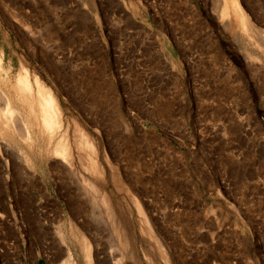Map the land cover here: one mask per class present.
<instances>
[{
    "label": "rangeland",
    "instance_id": "rangeland-1",
    "mask_svg": "<svg viewBox=\"0 0 264 264\" xmlns=\"http://www.w3.org/2000/svg\"><path fill=\"white\" fill-rule=\"evenodd\" d=\"M218 1L0 0L1 88L25 67L37 72L63 127L72 137L76 122L87 129L98 152L97 169L73 163L91 201L56 169L48 133L33 125L26 144L3 117L0 264H61L57 231L77 240L71 223L91 242L92 264H264V46ZM238 1L264 31V0Z\"/></svg>",
    "mask_w": 264,
    "mask_h": 264
},
{
    "label": "bare ground",
    "instance_id": "bare-ground-1",
    "mask_svg": "<svg viewBox=\"0 0 264 264\" xmlns=\"http://www.w3.org/2000/svg\"><path fill=\"white\" fill-rule=\"evenodd\" d=\"M221 2L224 6L222 7L223 9V16L224 14H230L231 12L233 14H235L238 17V23H240L242 26L244 27H248L249 30L251 31V35L254 37L255 35H258V38L255 40L256 44L258 46H264V31H258L259 29H257V27L255 26L254 22L252 21V19L248 16V14L246 13V11L243 9V7L240 5L238 0H220V3L218 1V6L221 5ZM218 10V9H217ZM229 16V15H228ZM233 16V15H232ZM231 17V16H230ZM225 18V17H224ZM228 18V17H227ZM233 18V17H232ZM235 19V18H234ZM227 20V19H226ZM235 21V20H234ZM237 22V21H236ZM236 24V23H235ZM235 27V26H233ZM229 28V26H228ZM249 33V34H250ZM250 35V36H251ZM248 56V55H247ZM248 59L251 60H255L256 56L252 55L249 56ZM1 59H0V63H1ZM1 85V84H0ZM3 87V85H2ZM52 87H50L49 85H47L45 83V81L42 79V77L35 72L34 73V77L33 79L30 77V73L28 72L27 68L25 67L23 69V72L21 74L18 75V77L16 78L15 82H12L10 87H7V89H2L0 86V121H3V117H8L11 119L12 123L14 124L17 133L20 135L19 139L21 138L23 141L27 142H33V140H31L32 136L34 137V133H33V125H37L40 127V131L41 132H46L48 133V139L49 142L46 146L49 149V154L54 153V156H56L57 158H59V161H57L55 164L57 166L56 169H59L60 171L66 173L68 175V178H72L71 180L73 181V184L76 186L78 191H82L84 192V195H88L89 194V189H83V187L81 188L82 185H80L79 183V179L76 178L77 176H75V171H74V167H73V163H74V157H76V155L80 156V159H84V161H86L87 163H90V167L97 169V157H98V152H97V147H96V143H95V139L94 137L88 132L87 129H85L84 127H81L77 122L75 123L74 126V136L72 137L69 133V129L68 127H63V115H62V111L60 108V105L58 103V99L56 97V95L54 94V92L51 89ZM15 97H17V102L19 103V107L17 106L18 103H16L15 101ZM17 105H16V104ZM25 110H27L26 113L29 114V117H32V119H28V115H26L24 112ZM7 119V118H6ZM5 119V120H6ZM8 121V120H7ZM10 121V120H9ZM8 121V123H9ZM4 122V121H3ZM7 123V122H5ZM7 125V124H6ZM12 127V125H10ZM35 126V127H37ZM3 128V127H2ZM7 128V126H6ZM1 129V127H0ZM6 130V129H5ZM4 130V131H5ZM38 130V129H37ZM8 131V130H6ZM1 132V131H0ZM15 132V131H13ZM35 132V131H34ZM6 133V132H4ZM9 133V132H8ZM16 133V132H15ZM17 133L16 136L17 137ZM14 134V133H13ZM33 134V135H32ZM36 134V133H35ZM11 137V134L9 135ZM37 136V135H36ZM39 136V135H38ZM41 138V137H40ZM6 139V138H5ZM12 139V138H11ZM18 139V138H17ZM16 139V140H17ZM18 139V140H19ZM38 139V138H36ZM44 139V137L42 138ZM4 140V139H3ZM7 140V139H6ZM9 140V139H8ZM14 140V139H13ZM12 140V142H14ZM21 140V141H22ZM31 140V141H30ZM40 140V139H39ZM39 140H37L38 142H40ZM11 141V140H10ZM54 141V142H52ZM18 142V141H16ZM20 142V141H19ZM44 142V141H43ZM52 142V143H51ZM5 143V142H4ZM35 143H37L35 141ZM41 143V142H40ZM19 144V143H18ZM21 144V143H20ZM19 144V145H20ZM43 144V143H42ZM53 144V145H52ZM3 145V144H2ZM1 145V146H2ZM30 145H32L30 143ZM36 145V144H35ZM34 145V146H35ZM7 146V145H6ZM22 146V145H21ZM20 146V147H21ZM29 146V145H28ZM14 147V146H13ZM19 147V148H20ZM43 147V146H42ZM45 147V146H44ZM24 148V147H23ZM32 148V146H31ZM29 147V150L31 149ZM14 149V148H12ZM26 149V148H24ZM34 149V147H33ZM4 150V149H3ZM38 151V150H37ZM79 151L81 152L79 153ZM7 152V151H6ZM5 152V153H6ZM23 152V151H22ZM31 152V151H30ZM29 152V153H30ZM46 152V151H45ZM48 152V150H47ZM25 153V152H24ZM28 153V151H27ZM36 152L32 153L35 155ZM40 153V152H39ZM39 153L37 154V156L39 155ZM44 153V152H43ZM103 153V152H102ZM31 154V153H30ZM42 154V153H41ZM15 155V154H14ZM53 156V157H54ZM77 156V157H78ZM26 157V156H25ZM23 154H19L17 156V159L19 160L20 163H23L24 158ZM46 157V156H45ZM96 157V158H95ZM16 158V157H15ZM31 158V157H30ZM48 158V157H47ZM56 158V159H57ZM78 158V159H79ZM27 159V158H26ZM25 159V161H26ZM50 159V158H49ZM55 159V158H54ZM79 159V160H80ZM109 160V159H108ZM2 161V160H1ZM0 161V162H1ZM14 161V158H13ZM30 164L32 160H29ZM34 161V160H33ZM107 161V160H106ZM5 162V161H4ZM35 162V161H34ZM43 162V160L41 161ZM76 162V161H75ZM78 162V161H77ZM76 162V163H77ZM83 162V161H82ZM81 162V163H82ZM85 165L87 166L88 164ZM103 162V161H102ZM28 163V160H27ZM54 163V162H53ZM52 163V166H53ZM26 164V162H25ZM37 164V163H36ZM35 164V166H36ZM51 164V163H50ZM4 165V163H3ZM14 165V164H13ZM84 165V164H82ZM81 165V166H82ZM112 165V164H110ZM6 166V165H5ZM16 167V164L14 165ZM38 166V165H37ZM85 166V167H86ZM28 167V166H27ZM30 167V166H29ZM32 167V166H31ZM99 171L98 174L100 173L102 175V173L105 171L103 168V165L99 164ZM34 168V166H33ZM87 168V167H86ZM112 168V167H111ZM3 169V168H1ZM26 169V168H25ZM35 170V168H34ZM89 170V169H87ZM86 170V171H87ZM92 170V169H91ZM90 171V170H89ZM113 171V170H112ZM29 172V171H27ZM83 173V171H81ZM93 172V171H92ZM97 173V170L95 171ZM31 174V173H30ZM85 174V173H84ZM96 174V175H98ZM66 175V176H67ZM83 177L84 175L81 174ZM92 175V174H91ZM28 176V175H27ZM80 176V175H79ZM34 177V176H33ZM35 178V177H34ZM67 178V179H68ZM69 178V179H70ZM92 178V176H91ZM101 178V177H100ZM99 178V179H100ZM85 179V178H83ZM90 179V178H89ZM86 180V179H85ZM92 180V179H91ZM94 180V179H93ZM92 180V181H93ZM70 182V181H69ZM90 182V181H89ZM95 182V180H94ZM98 182H95V184H92V188H96V190H98L99 186L97 184ZM91 186V185H90ZM68 187V186H67ZM72 189V187H71ZM69 190V189H68ZM73 190V189H72ZM94 190V189H93ZM76 191V190H75ZM95 191V190H94ZM103 191V190H102ZM68 192V191H67ZM66 192V193H67ZM70 192V190H69ZM68 192V193H69ZM74 192V191H73ZM72 192V193H73ZM77 192V191H76ZM96 192V191H95ZM98 192V191H97ZM100 192V191H99ZM80 193V192H78ZM78 193H76L75 195H77ZM71 194V193H70ZM83 194V193H82ZM105 194V193H104ZM109 194V193H108ZM92 195V194H91ZM106 195V202L108 203V210L110 212V214L113 216V219L115 220V224L116 227L122 229V225H121V219L118 213V209L116 208V206L112 203V199L109 197V195ZM133 194H131L130 196L132 197ZM72 196V195H71ZM74 196V195H73ZM79 196V195H78ZM83 196V195H82ZM89 196V195H88ZM68 197V195H67ZM66 197V198H67ZM76 197V196H75ZM90 197V196H89ZM92 197V196H91ZM90 200L94 201V199L92 198ZM104 198V196H103ZM71 199V197H70ZM77 199V197H76ZM81 199V197H80ZM68 201V199H66ZM73 200V198H72ZM105 200V199H104ZM77 202V200H75ZM72 202V203H75ZM9 202V201H8ZM133 202H134V207L133 210L136 212H143L140 209V203L139 201H137L136 199H134L133 197ZM6 204V203H5ZM7 205V204H6ZM63 205V204H62ZM73 205V204H71ZM12 206V205H11ZM10 206V207H11ZM9 208V207H8ZM11 210V209H10ZM4 211V210H3ZM41 211V210H40ZM11 212V211H10ZM68 212L70 214L73 215L72 209L70 208L68 210ZM39 213V212H37ZM41 213V212H40ZM109 214V215H110ZM145 214V213H144ZM143 214V216H144ZM36 217V216H35ZM148 217V216H147ZM147 217L145 219L146 222V230L148 231V234L153 237L154 233H152V229L151 226L149 225V220H147ZM123 219V218H122ZM3 220V219H2ZM10 220V219H9ZM45 223V222H44ZM124 224V223H123ZM46 225V224H45ZM51 225V224H50ZM71 228H70V235H76V237H78V240L81 244V247L85 253L84 257L86 258V260L88 261V264H92V257H91V253H92V247H91V242H89V240L85 237L84 233H82L80 230H78L76 228V226L71 223L70 224ZM46 228V226H43ZM49 227V226H48ZM82 229H87L90 228L88 226L87 222H83V224L81 225ZM80 228V229H81ZM143 228V227H142ZM145 229V228H144ZM88 230V229H87ZM48 231V230H47ZM86 230H84L85 232ZM59 236H60V241L61 243L64 245V251L66 254V259L65 261H62L61 264H79L78 259L76 258L74 251H73V242L77 241L76 239L71 238V242H67L66 240V235L64 232L62 231H57ZM77 232V234H76ZM146 232V231H144ZM123 236V243L125 246H128L130 238L128 237V235L126 234V231H124L122 233ZM155 236V235H154ZM154 239V243H155V237H153ZM152 239V240H153ZM158 242V241H157ZM158 245V243H157ZM160 246V245H159ZM157 249L159 247H156ZM165 250V249H164ZM97 252V251H96ZM83 253V254H84ZM159 253V252H158ZM167 253V252H166ZM162 254V252H161ZM168 257H164L165 260L168 261L167 259ZM148 261L151 263L153 262L152 259L150 258L149 254L147 256ZM166 263V262H165ZM33 264H37V260L34 261Z\"/></svg>",
    "mask_w": 264,
    "mask_h": 264
}]
</instances>
